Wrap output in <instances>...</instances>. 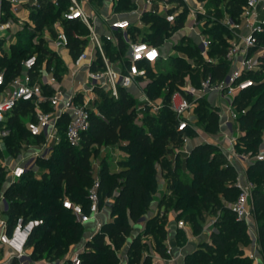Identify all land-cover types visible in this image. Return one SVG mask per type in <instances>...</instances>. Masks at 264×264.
Instances as JSON below:
<instances>
[{"label":"trees","instance_id":"16d2710c","mask_svg":"<svg viewBox=\"0 0 264 264\" xmlns=\"http://www.w3.org/2000/svg\"><path fill=\"white\" fill-rule=\"evenodd\" d=\"M207 3L213 6L217 14V19L207 20L209 23L215 22L209 29L213 40L208 50L218 57V61L202 58L203 67H191L187 64L192 71L191 82L194 85H199L206 77H211L212 80L221 79L227 73L229 69L227 53L230 45L221 35V31L230 32V29L222 22L223 10L238 16L245 0H207ZM66 4L67 0H62V5L55 7L51 1L42 0L41 9L32 12L36 29L25 27L18 31L27 41L11 43L13 49L11 52L0 51V69L5 70L7 79L22 71V61L31 54L29 50L33 44L38 51V65L41 66L46 60L47 66L53 65L55 73L62 77V68L66 67L65 61L42 37H39L36 43L32 41V37L46 26L55 33L54 21L60 16ZM129 5L133 6L132 0H114L115 9H125ZM184 13V11L179 13L174 22L167 21L157 13H145L143 18L151 22L152 29L141 31V39L156 45L161 44L166 32L173 27L179 28L184 25ZM64 24L70 37V52L76 57L82 50L85 39L74 35V32L84 34L82 32H87V28L76 20H65ZM261 39L264 40V32ZM119 45L120 49L126 48L123 39ZM186 50L190 55H195L200 49L197 45L193 49L187 47ZM25 53L27 55L21 57ZM162 56L155 63L161 62ZM152 64L154 63L145 64L148 68L146 72L151 73ZM174 65L177 70L169 71L166 75L183 83L184 76L180 75L184 69L183 63L174 62ZM96 67L94 63L93 68ZM245 75L256 78L262 75V71H251ZM152 83L151 81L147 84L146 90L150 96L156 97L158 93L151 88ZM96 90L101 100L96 106L97 110H91L90 125L83 131L81 143L72 145L67 140L65 129L69 114L65 113L59 121L61 139L54 145L48 157L37 159V164L42 167L41 174L37 175L34 169H29L5 189V195L10 200L9 209L6 211L10 226L20 217L44 218V223L35 228L28 241V246L33 247L31 257L33 254L45 253L46 258H61L71 244L81 241L86 224L81 223L72 210L64 206L63 199L69 196L74 202L82 203L85 210H89V190L95 181L92 156L103 144H116L120 140H125L123 146L129 151L130 156L125 160L124 167L118 173H112L108 164L104 163L98 172L100 207L106 197H111L113 201L106 203L115 217L104 222L93 237L87 240L86 249L81 253L82 264H119L118 251L125 245L131 233V220L137 221L143 216L156 192L158 165L168 177L167 192L161 204L175 209L183 207L184 211H189L193 208V202H199L198 209H191L189 212L191 227L195 229L200 227L197 217L204 219L201 206L209 208L211 213L221 211L222 229L211 233L212 241L206 243L205 249L200 248L187 253L185 263L195 264L203 259H209L211 264H236L235 259L226 258L225 255L238 241H248L249 236L245 221L238 219L231 208V203L239 194V187L236 185L238 171L228 161L227 155L219 145L200 142L192 148L184 161V165L191 172V176L186 179L181 175L180 153L174 151L184 141V130L179 129V120L169 103L172 91L165 94L162 110L158 114L147 113L144 124L139 125L134 122V113L129 111L133 100L130 89L120 86L118 97L102 87H97ZM254 91H257L258 97L252 100L251 94ZM183 92L192 99L191 93ZM233 102L237 109H245L238 117L241 133L236 146L239 150L248 148L250 153L255 154L259 151L264 131V80L260 77L254 85L240 91ZM26 105L22 104L16 108L10 117L12 133L6 138V144L14 155L21 150L22 142L32 137L24 122L25 116L34 117L31 112L32 104ZM196 110L201 113L200 118L205 122L206 129L215 132L219 129V112L216 107L208 109L199 103ZM35 138L39 140L41 137ZM1 154L0 151V191L6 176ZM248 175L251 179L257 178L262 182L254 189L253 198L255 210L260 218L259 242L264 255V161L253 160L248 166ZM225 201L230 204H226ZM159 228L162 237L165 238L166 231L163 225H159ZM163 238L157 241L156 249L161 254H166ZM127 253L129 264L149 263L147 257L143 258L141 236L132 239ZM244 258V264L252 263L249 256L245 255ZM65 262L73 264L70 259H66ZM10 264H19V261L13 259Z\"/></svg>","mask_w":264,"mask_h":264},{"label":"built area","instance_id":"2783aa9c","mask_svg":"<svg viewBox=\"0 0 264 264\" xmlns=\"http://www.w3.org/2000/svg\"><path fill=\"white\" fill-rule=\"evenodd\" d=\"M51 1L55 7L62 5V0ZM166 7L173 4H189L194 0H162ZM197 2V0H195ZM193 4V3H192ZM42 7V0H0V40L3 31L11 30L16 33L23 28L35 30L36 22L32 17L33 11H39ZM200 5H191V13L195 12ZM264 0H245L240 13V21L228 16L224 22L231 28H237L243 22L248 32L243 36L240 43L232 42L227 57L237 64L228 71L224 77L212 80L206 77L201 80V89L204 92L219 91L227 99L229 104L228 115L223 120L224 135L229 140V145L222 148L227 155L228 161L233 164L237 171L236 185L239 187V194L231 203L232 210L238 219L245 221L248 226L254 215L255 204L253 191L257 183L251 179L246 171L243 178L241 171L248 169L253 160L264 161V150L255 154L246 153L236 146L240 134L238 117L245 109L239 110L234 105L235 96L245 88L256 83L253 76L245 75L248 72L264 71V45L259 53L252 52V49L260 44L264 32ZM175 10H168L165 18L174 22L177 17ZM109 30L104 35L111 40L115 39V31L121 30L126 42L129 44L127 60L122 64H116L108 56L102 34L94 23L93 15L85 5V0H67L66 6L62 9L60 16L54 21L55 33H52L46 26L45 33L41 36L52 49L69 47L70 37L65 28L64 21L76 20L87 28L85 34L76 31L74 35L85 39L82 50L76 57H73L72 74L75 75L81 70L87 72L85 83L74 91L67 92L55 73L54 66L48 67L46 61L38 65V55L29 54L22 61V71L10 79L6 78L5 70L0 69V149H4L6 138L12 133L10 117L14 110L22 104H32L33 118H28L26 127L32 136L42 138L40 148L28 156H20L14 164L3 162L5 171L9 177V183L20 178L27 170L35 169L39 157H48L56 143L60 140L59 121L65 113L69 114L65 134L72 145H79L82 141L83 131L89 128L91 110L90 103L95 96L91 93H98L97 87H102L113 96H119L120 86L132 90L138 83V79L145 75L146 63H155L162 56L158 45L149 41L133 39L129 27L132 24L127 17L111 19L107 17ZM199 24V19H196ZM38 32V31H37ZM39 35H35V42H38ZM211 40L203 37L201 46L205 52ZM96 63L97 67L93 68ZM100 64V65H99ZM245 75V76H244ZM195 94L192 89L185 91ZM170 106L179 120V129L184 130L191 126L194 115L192 100L183 92L176 91L170 97ZM163 105H159L161 108ZM221 114V113H220ZM185 138V137H184ZM98 179L89 190V210H85L82 203L74 202L69 196H65L63 204L72 210L81 223H88L96 218L100 212V197L98 192ZM10 200L5 193H0V251L2 257L0 264H10L17 259L19 264H62L61 259H41L34 262L28 252V241L35 228L44 223L43 217H20L10 226L6 211L9 209ZM178 226L186 228L187 224L183 218L178 219ZM164 250L171 259L179 258L175 255V247L167 237L163 240ZM250 258H256L255 251L249 253ZM69 259L73 264H82L81 253L76 251ZM119 264H129V257H121ZM177 264V263H176ZM178 264H186L181 262Z\"/></svg>","mask_w":264,"mask_h":264},{"label":"rangeland","instance_id":"374dc122","mask_svg":"<svg viewBox=\"0 0 264 264\" xmlns=\"http://www.w3.org/2000/svg\"><path fill=\"white\" fill-rule=\"evenodd\" d=\"M111 0H105L106 3H109ZM199 2H196L195 0L191 3L192 6L194 5H200V8L195 12L197 18L201 21L200 23L202 24V31L204 32L203 34L206 37H209V39L212 41L213 36L210 33V28L215 25V22H210L207 20L208 18L210 19H217V14L213 10V6L211 4L207 3V0H198ZM191 5L187 4H182L180 3L176 8L174 9L177 13L180 11H184V21L188 19L187 17L189 14H191ZM134 9V6L129 5L125 9H116V11H132ZM211 9V10H210ZM224 16L222 19L226 18V16L230 13V11L223 10ZM193 15V14H192ZM195 17L193 15L191 18ZM207 21V22H206ZM188 22V21H187ZM208 23V24H206ZM224 24V23H223ZM148 28V27H147ZM146 28V29H147ZM208 30H206V29ZM152 29V28H151ZM46 29H42L41 31H38L39 37H41L45 33ZM224 31V32H223ZM77 32V31H76ZM131 32V31H130ZM222 36L229 41V39H235L237 37L236 33L230 31V32H225V30H222ZM80 34V32H77ZM82 33H86V31H83ZM196 30L191 26L188 25L186 28H178V27H173L171 28L166 34H164V37L162 39V43L159 44L161 47V50L163 51V56L161 59V62L154 63L152 64L151 67V73H148L145 71V76L142 75L139 79V82H141L140 85H137L134 87L131 92H132V103L129 108V111H132L134 113V122L142 125L144 124V118L147 113H152V114H158L163 106L159 108V105H164V98L165 94L169 91H172L173 93L176 91H188V89H192L195 94L192 95V102H193V107H194V115H193V120L191 126L187 127L184 129V137H189L192 141L197 139L198 137L203 138L204 136L206 137L205 139L211 140L212 134L215 132L210 129H206L205 127V122L202 121L200 118L201 113L196 110L197 105L199 103L205 105L208 109L211 107H214L211 104V101L208 99L206 93L201 89V85H194L189 82L190 79L192 78V71L187 67V64H190L191 67H203V60H212L216 59L215 54H212L209 52V48L211 46V43L208 47V49L203 52V48L201 46V42L198 38L197 35H195ZM3 38L0 40V51L1 52H11L13 49L11 48V43H18L20 41H27L26 38L23 36H20L19 32L12 33L11 30L9 31H3L2 33ZM34 39V37H32ZM45 40V39H44ZM46 42V40H45ZM230 43V42H229ZM264 45V42H260L255 48H261L260 46ZM199 46V51L195 55H190V53L187 52L186 48L191 47L192 49L195 48L196 46ZM217 45V43H216ZM230 45V44H229ZM230 47V46H228ZM32 49L29 50L31 54L38 53L36 47L33 44ZM128 48L125 49H120L118 52V55L112 56L113 58H118L123 57L127 54ZM112 48L110 47L108 50V53L111 54ZM27 54L25 53L21 57H25ZM119 56V57H118ZM183 59V60H181ZM174 62H182L184 69L180 72V75L184 76V82L182 83L178 79H172L168 78L166 73L169 71H176L177 67L174 65ZM148 69V68H146ZM62 76L68 72L67 66L62 68ZM261 80H264V71H262V75L260 76ZM260 77H254L255 80H259ZM166 78V79H165ZM153 82L151 84V88L157 91V96L152 97L147 93L146 86L149 82ZM82 82V80H81ZM138 82V83H139ZM141 86L144 88L143 91L140 90ZM263 89V87H262ZM261 89V91H262ZM258 91V90H257ZM257 91L252 92V100L257 99L258 93ZM204 95V96H203ZM97 96V97H96ZM95 96L94 100L91 101L90 107L93 109L96 107L101 100V96L97 93ZM216 98V97H214ZM203 99V100H202ZM241 133V129H240ZM204 135V136H203ZM61 139V137H60ZM184 140H186L184 138ZM187 144V150L181 151L180 152V147L179 149L175 148V152L180 153V160H181V175L184 178H188L191 176V172L186 166L184 165L185 158L190 154V145ZM126 143L125 140H120L116 144H110L107 147L99 146L98 151L93 155V160L92 163L97 164L99 167H101L104 163L108 164L110 171L112 173H118V167L119 165H124L125 160L129 158L130 153L128 150L124 148V144ZM220 145V144H219ZM262 142L260 143L259 151L261 149ZM220 149L222 150V145L219 146ZM242 151L246 153H250L251 151L248 150V148L243 149ZM8 156L7 158L5 156H1L2 163L6 161L9 164H14L20 156L22 155H14L13 153L8 151ZM173 157V156H171ZM99 172V171H98ZM38 174L37 172H35ZM94 173V172H93ZM8 175L6 173L5 180L3 183V187L7 182ZM99 177V173L95 175V181L93 185L95 184L96 180ZM163 177L165 180L168 182V177L166 174L163 172ZM255 182L258 184H261L257 178L253 179ZM92 185V186H93ZM91 186V187H92ZM2 187V188H3ZM90 187V188H91ZM170 193V192H169ZM174 195V192H172ZM171 195V194H170ZM154 198V196H153ZM111 197H106L105 202L101 205L100 209H105L104 211H111V208L109 205H107L106 201L109 202ZM226 204H230V202L225 201ZM199 202H193L192 203V210L193 209H198ZM202 209V212L204 214V219H200L197 217L198 222L200 223V227L197 229L191 227V223L189 222V211H184L183 207L180 209H175L171 206L167 207L166 204H162V206L159 204L155 205L154 202L150 203L149 207L146 209V211L143 213V216L137 220V221H132V229L131 233L128 236V241L133 239L135 236H141L142 242H143V256L147 257L149 260L148 264H159L156 261V256L154 255V251L156 249L157 241L162 237L160 233V228L159 225H163L164 230L166 231V236L169 235H175V243L177 245H185L187 248H189V251H195L197 249L206 248V243H210L212 241L211 238V233L216 230H221L222 225L220 224V215L221 211H217L214 213H211L209 211V208H205L204 206H201L200 209ZM256 212V210H255ZM111 216L115 217L111 211ZM256 216L258 221H260V218L258 216V213L256 212ZM183 218L188 226H190L192 229H189V233L178 226L177 222L178 219ZM87 228H85L84 231H86ZM41 233V232H40ZM191 237V240H190ZM164 239V238H163ZM248 241H238L235 246L231 247V250L225 255L226 258H233L235 259L236 264H244L245 263V251L244 247L249 245ZM32 246L29 245L28 249L31 248ZM33 248V247H32ZM152 248V249H151ZM243 250V251H242ZM124 250H119L118 253L120 254H125L123 252ZM2 251H0V258L2 257ZM45 253H37L33 254V261L34 262H39L41 259L44 257ZM164 257V254H162ZM55 260V259H53ZM62 264H66L65 260H63ZM195 264H211V260L209 259H203L199 263ZM253 264V263H251Z\"/></svg>","mask_w":264,"mask_h":264},{"label":"crops","instance_id":"0c3cea01","mask_svg":"<svg viewBox=\"0 0 264 264\" xmlns=\"http://www.w3.org/2000/svg\"><path fill=\"white\" fill-rule=\"evenodd\" d=\"M132 1H133V6H134V9L132 11H121L120 12V11H116V9L114 7V0H111L109 3H106L105 0H85V5L88 8V10H90L92 12L94 23L96 24L97 29L102 34V39L104 41L106 52H107L108 56L111 58V60L114 61L116 64H122L125 62V60H127V56L129 54V44L124 39L121 30L115 31V39L114 40L108 39L104 35L109 30V24H108L107 17H109L111 19L127 17L128 19H130L132 24L129 27V32L131 31L130 34H131L133 39H139V38H141V33H140L141 31H145L147 27H148L147 30H151V22H147L143 18L145 13L153 12V13H157V14H159L165 18V14L168 10H174L176 8V6H178L177 4H173L174 6L170 5L169 7H166L165 3L162 0H132ZM197 2H199V1L197 0ZM181 12L182 11H180L179 13H181ZM179 13H177V14H179ZM192 14L193 13L189 14L186 22L184 21V25L179 27V28L183 29V28H186L188 25H191L196 30L195 35L198 36V38L201 42L203 37H206L203 34L204 32L201 30L203 26L201 23L196 24L195 20L198 18L197 17L191 18L194 15V14L193 15ZM228 16H233V15L231 13H229L226 16V18ZM233 17L237 18L240 21V14L238 16H233ZM226 18L222 19V22L230 29V31L236 33V35H237V37H235L234 40L232 38L229 39V42H230L229 44L231 45L232 42L240 43L243 39V36L248 32L247 27L242 22L239 27L231 28L224 22V20ZM262 18H264V12L262 13ZM121 39H123V41H125L126 48H128L127 49L128 51H127V54L125 56H123V57L118 56L119 58L117 60V58H113L112 56L118 55V52L120 50L119 43H120ZM32 41L34 43H36L35 42V36H34V39H32ZM262 41L264 42L263 39H261L260 42H262ZM110 47L112 48L111 54L108 53V50ZM260 47L261 48H255V50L252 49V52L259 53L262 50L263 45ZM160 49H161V47H160ZM54 50L65 61V64L68 68V72L66 74H64V76H62L61 78L59 77V80L61 81L63 88L68 93L71 91H74L76 88L82 86L85 83V81L87 79V72L83 69V70L79 71L78 73H76L75 75L72 74L73 56L70 52L69 47H61L59 49H54ZM161 52L163 55L162 50H161ZM227 59H228V57H227ZM44 61H46V60H44ZM44 61H43V63H44ZM211 61L217 62L218 57L216 56V59H212ZM228 61H229L228 71H230L237 64V62H236V60L232 61L231 59H228ZM43 63H42V65H43ZM139 79H138V82H139ZM81 80H82V82H81ZM189 82L192 85L191 79ZM140 84H141V82L137 83V85H140ZM140 90L143 91L144 88L141 86ZM204 93L208 94L207 97L209 96L208 99L211 101V104L218 109V112H219V129L212 134L213 138L211 140L205 139L206 137L204 135H203L204 136L203 138L200 139V137H198L197 139H195L193 141L189 137H185L186 140H184L182 145L179 146L180 152L187 150L186 146L191 141H192V143H191L190 148H189L190 152H191L192 148L197 143H200V142H212V143H216L218 145L220 144L224 148L229 145V140L224 135L225 130H224V125H223V120L228 115V111H229L228 110L229 109L228 101L223 96V94L219 91H209V92H204ZM91 94H92V96L97 95L96 92L91 93ZM214 97H216V98H214ZM27 119H28V117L25 116L24 117L25 125H26ZM41 140H42V138H40L38 140L35 138V136H32L30 138V140H24L22 142L21 150L19 151V153L17 155L28 156L29 154L33 153L35 150H37L38 148L41 147L40 146ZM108 145H110V144H103L101 146L107 147ZM179 147H177V149H179ZM261 149L264 150V131H263V135H262ZM0 151L2 153L1 156H5L7 158L8 154H9L8 153L9 149L7 147L6 141L4 143V149L3 150L0 149ZM92 160H93V158H92ZM123 167H124V165H119L118 171H120ZM92 168H93L94 177H95V175L98 174L100 167L97 164L92 163ZM34 170H35V172L38 173L37 175H40L42 172V167L37 164V166ZM246 171L248 173V169L247 170L244 169L243 171H241V175L243 178L247 174ZM6 179H7V182L4 185V187L2 188V190L0 191V193L1 192L5 193L6 187L8 185H10L9 177H7ZM157 180H158V185H157L156 192L153 195L154 198H152V203L154 202L155 205L157 204V206H158L160 204L162 206L161 200H162L164 194L167 192L168 182L163 177V170H162L160 165H158V169H157ZM257 186H258V183H257ZM110 200L113 201L112 198ZM104 210L105 209H100V212L97 215V217L92 219L88 223H86L85 228H87V229H86V231H84V234H83L81 241L74 243V244H71L69 250L64 255V257L56 258V259H61L62 261L63 260L66 261V259H69V257L73 253H75L76 251H80V253H82L86 249L87 240H89L93 237V235L101 228V226L104 222L112 220L114 218L111 216V211L107 212ZM183 229H185L189 233L190 232L189 229L191 230L192 228L187 225V227L183 228ZM216 229L217 228H215V230ZM259 230H260L259 221L257 219L256 212L254 210V215L250 219L249 225L248 226L246 225V231L248 233L250 243L247 247L246 246L244 247V251H245L246 256H249V253L251 251H255L257 257L254 259L251 258L253 264H264V255L262 252L261 244L259 242ZM167 237H170V239H171V241L175 247V255L179 258V260L178 259H175V260L171 259L170 256H167V254H164V257H163L162 254L157 249H155L153 251H154V255L156 256L155 258H156L157 263H159V264H176L177 263L178 264L181 262H185L186 254L189 252H192V251H189L190 247L187 248L185 245H177V243H175V240H176L175 235H169ZM166 238H164V239H166ZM190 240H191V237H190ZM131 241H132V239L130 241H128V239H127L125 245L120 249V250H124L123 252L125 253V254H120V255L118 253L120 259H121V257H123L124 259H126L128 257L127 250H128V247H129ZM28 252L31 254L32 247L28 249ZM143 258H145V256H143ZM42 259H48V258L43 257ZM49 259H51V258H49Z\"/></svg>","mask_w":264,"mask_h":264}]
</instances>
